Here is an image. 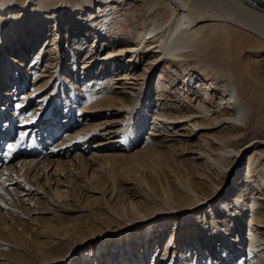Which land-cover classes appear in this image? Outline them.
Listing matches in <instances>:
<instances>
[{
	"label": "bare ground",
	"instance_id": "6f19581e",
	"mask_svg": "<svg viewBox=\"0 0 264 264\" xmlns=\"http://www.w3.org/2000/svg\"><path fill=\"white\" fill-rule=\"evenodd\" d=\"M56 9L80 11L83 18L73 14L69 30L50 31V20L40 13L57 14ZM135 14L141 15V27L130 37L124 25ZM263 51L264 0H0V136L7 138L12 118L23 114L18 135L26 133L29 146H37L40 138L48 144L63 133L50 144L57 156L63 147L77 148L72 158L39 168L34 160H19L18 169L4 167L0 181L21 178L35 188L14 192L18 211L26 215L34 208L42 211L23 207L34 197L41 207L50 209V201L72 208L66 190L44 192L46 183L52 186L48 174L39 182L52 163L55 173L75 175L76 189L105 193L108 185L113 197L111 203L103 195L86 199L81 208L90 209V225L84 215L35 217L30 222L39 227L32 230L36 234L27 233L29 239L16 232L0 238L10 252L0 264H30V255L40 256L43 264H88L106 253L116 264H124L126 254L129 264H146L149 258L128 251H141L147 236L149 243L154 221L162 230L172 227L167 251L175 244L182 248L174 262L164 257V264H264V131L258 128L264 68L259 58L245 59ZM103 113L101 124L111 127L100 135L112 137L96 146L121 150H96L86 157L79 148L102 125L81 123L70 130L71 122L92 121ZM155 167L164 170L157 182L145 177L135 188L121 187L122 179L132 180L129 173ZM231 180L230 196L220 200ZM42 189L49 200L39 201ZM33 191L31 198H19ZM8 197L0 196V205L6 198L11 205ZM218 199L226 208L211 211L210 219L206 208ZM214 214H220L218 220ZM177 227L186 230L176 243ZM137 230L142 233L135 237ZM69 240L80 247L66 251ZM71 251L70 261L62 260Z\"/></svg>",
	"mask_w": 264,
	"mask_h": 264
},
{
	"label": "rangeland",
	"instance_id": "374dc122",
	"mask_svg": "<svg viewBox=\"0 0 264 264\" xmlns=\"http://www.w3.org/2000/svg\"><path fill=\"white\" fill-rule=\"evenodd\" d=\"M56 11H59V10L56 9ZM43 12L44 13H40V15L42 14V16H44V17H46L47 19L50 20V24H49V28H48V30H50V31H53V30L56 29V31L59 32L60 31L59 29L63 30V28L69 30V28L71 26V22H72L70 20V18H71V15H73V14H75L73 16V18H75V17L83 18V15H82L83 13H81L80 11H76V12L75 11L74 12L73 11H67V10L63 11V9H62L57 14H54V13L51 14L50 11L49 12L43 11ZM133 17H134V19L132 21L129 20L127 23H125L126 25H124V27L126 26V30L124 29L125 31L123 32L125 34H129V36L131 34L132 37H133V35H135V33H136L135 31L136 30H139L140 27H141V25H140V23H141L140 22L141 15L135 14V15H133ZM127 24L130 26L129 29L127 27ZM129 30H131V31H129ZM129 36H127V37L129 38ZM246 57H248V58H245V59H248V61H250V63H252L251 61H253L254 59H258V58L261 59L260 60V65H261L262 68H264V51L261 52V53H259L258 54V57H256V58L253 55H251V54L250 55L247 54ZM53 63H56V62H53ZM58 72H59V70H58ZM152 78H153V74H152L150 80ZM30 80H31V77H28V81H30ZM43 84H44V82L41 81V83L39 82L38 86L39 85L42 86ZM26 85H27V83H26ZM45 90H46V88H45ZM42 91H43V89H42ZM75 106L76 107H74V111L76 112V115H77L79 113L80 106L78 104L75 105ZM261 109H260V114H261L262 119L260 120V123H263V125L258 126V128H259V131H264V106H262ZM38 112H39V110L33 112L34 113L33 115L36 116V118L39 116ZM70 112L72 113V109L71 108H70ZM111 114H113V113H111ZM40 115H42V113ZM106 115H107V113L106 114H104V113L103 114H100V116H98L97 118H94V120L92 118L91 119L92 121L83 120L84 122L82 121V122H76V123H74L73 122L74 120H72V122H71L72 123V126L69 129L70 130L78 129V127H79V125H81V123L82 124L84 123L85 125H87L88 123L89 124H94V125L101 124L102 121H104L102 119H104V117ZM1 117H2V115L0 113V119H1ZM109 118H111V117L109 116ZM12 119L13 120H11V122H13L15 119L16 120L18 119V122H17L16 126H14V127H16L15 128V132L17 133L18 130L21 129V128L17 127V125L18 126L19 125H24V123H23L24 122L23 114H19V115L13 117ZM37 121L40 122V120H37ZM8 122L9 121H7V123ZM184 124H186V123L185 122H181V125H184ZM101 125L102 126L99 129L93 131V133L91 134L90 137H87L86 140H88L89 142L86 143L83 148H81V147L79 148V149L82 150L81 152L83 153L84 156L89 157L93 153V151H96V150H106V149H109V150H111V152H113L114 149L115 150L116 149L117 150H121L120 148H113V145L105 146L106 148H98V146H96L99 141L100 142L102 141L104 143L105 139L112 137V136H108L107 137V136L100 135L101 134L100 132H102L101 130H103L106 127L107 128L111 127L108 124H101ZM80 127L83 128L84 126H80ZM69 129H67V130H69ZM198 132L196 131V133L194 134V136H192L194 139L198 137ZM18 134H15V136L13 137V139H12L13 140V143H16V141L19 140L20 136ZM62 134L63 133H60L56 138H54V140L50 141L48 143V146H47L48 148L42 149L41 146H40V148L42 150L39 149L40 150V153H36V154L33 151H31L30 146H29L30 145V143H29L30 138L28 140L27 137H24L25 139L23 138L21 140L20 144L15 149V152L14 151H9V149L7 148V146L4 149L2 148V151L3 152H0V154H2L1 160H0V175L2 174L4 167L13 166L14 165V168L15 169H18V165H15V164H20V161L19 160H23V159H26V160L27 159L28 160H34L33 163L37 164L38 165V168H39V166H41V165H46V162H48V161H53V160H56V161L57 160L64 161V160H67L69 158H72L74 156V149H77V148L71 149L69 146L68 147H63V150H61V152H60L61 153L60 156H57L58 155L57 154L58 150L55 149V151H54L52 149V146L50 145V144H53L54 142L58 141L59 139H62L63 138ZM34 146H36V145H34ZM100 147H103V146H100ZM5 149H7V150H5ZM7 152H8V155L5 156L4 153H7ZM1 165H2V167H1ZM148 165H150V162H148ZM145 167H147V166H145ZM38 168L36 170H38ZM242 168H240V170ZM152 169H151V171L148 170V169H146V170H148L150 172L146 171L145 168L140 169L137 172L138 175H136L134 173H129V175L132 176L131 178H132L133 181L130 180V183H129L128 180L126 181V179H122V182L120 183L121 184V187L122 188H128V189L129 188H135V187L139 186L138 182H141L142 180H145V177H146V180L145 181H148V179H150L148 181L149 183H152L151 180H154V181L157 182V179L156 178L158 176H162V173H163L164 170L163 169H160L159 167H155L154 168L155 171H152ZM143 170H145L146 172L144 171L145 172L144 173ZM45 171H44L45 172L44 174H40V177L38 178L39 179V182L43 183L45 181L44 180L45 179L44 177H46L47 176L46 174H48V176H49L48 178H50L52 180V182H51L52 183V186H50L48 183H46V185L43 186V188L45 189L44 192L50 194L52 192V187H53V189L54 188H58L61 191L66 190L65 191V194L68 195V200H70L69 203H70V206L72 208L66 209V208L63 207L62 204H60L58 202H56V204H53L50 201H48L50 203V209H49V207H47V205L45 206L44 204H43L44 206L41 207L39 205H36V204H38V200L36 199V197H34V199H33L32 202H29V203L24 202L23 207L24 208H30V210H31L33 207L36 206L37 208H39L42 211H39L38 209H35L34 208V209L31 210L30 215L21 214L18 211L16 197H15L14 192L15 191H20V189L25 190L24 188H27V187L30 190L31 189H35V188H32L31 186H29L27 184V182H25L21 178H15L13 181L6 180L5 181L6 184L4 183V181H0L1 184H3V185L5 184L3 186L4 187V190H1L0 191V196H4V195H6L7 197L9 196L8 198H10L12 200V202H13L11 205H9L8 202L10 200L6 198L5 201H7L6 202L7 204H5V206H7L8 208L6 209L5 206L0 205V238H2V237H4V238L10 237V232L13 233V235L16 232V233H19L20 234L19 237H21L23 239H25V238H28L29 239L30 236H32V235H34V234L37 233V232H32V230L34 229V227L35 226L36 227H39V225H37L35 223H32L30 221L32 219H34L35 217H39V216H43L44 218L51 217L52 219L57 220L59 218L58 215H61V216H64V217H67V216L68 217H71V216L72 217H78V216L84 215L85 218H83L82 220L85 221V225H90V220H89V217H88V214L90 215V211H89L90 209L89 208H86L87 210H83L81 208V206L85 203L86 199H89L88 198L89 196H96V197H99L100 198L102 195L104 196L103 197L104 199H109L110 198L109 190H110L111 186L110 187L108 185L106 186L107 189H108V191H106L105 193L102 191L103 189H101L100 191H98V190H92L89 187H83V188H81V189L78 190V188L76 189V187H74V177H75V175H72L71 172L69 174L67 172H57V173H55L54 172L55 171L54 163L48 165L46 167V170ZM141 171H142L143 174H141ZM148 173H152L153 175L152 174L151 175L149 174L150 175L149 176ZM30 174H31V172L29 173V175ZM123 174H124V171H123ZM135 175L138 176V177H136ZM142 175H143V177H142ZM144 175H146V176H144ZM123 176H125V174ZM147 176H149L150 178L147 177ZM152 176L153 177L155 176V178H153ZM34 177L35 178H30V180L36 179V176H34ZM134 177L137 180H135ZM151 178H153V179H151ZM83 179L84 178L78 179V181L81 182V181H83ZM138 179H140V181ZM72 181H73L72 185H69V182H72ZM30 182L33 183L34 181H30ZM54 182H56V183L54 184ZM7 183H9V184H7ZM18 185H20V186L17 187ZM232 185H233V180H231L230 182H228L226 184V186H225L226 191L223 192V196L221 198H219L220 200L223 199V198H228L230 196L229 191H230ZM88 188L92 192H87V191H89ZM8 189H12V190H8ZM123 190L129 192L127 189H123ZM220 191L221 190H219V192ZM44 192H43V189H42V191L40 190L38 192V196L40 198L39 201H45L46 199H48L47 197H45ZM33 193H35V191H33L32 194L29 195V196L21 195L19 198L20 199L21 198L22 199H24V198L29 199L32 196H34ZM112 196H114V194ZM2 198H4V197H2ZM219 199L216 200L215 202H213L212 204L208 205V207L206 209L209 210L210 212L212 211L213 213H216V212L218 213L221 210L223 211L224 208H226V206H223L224 203L221 202ZM112 200H113V197H111L110 200H108V201L111 203ZM34 202H36L35 205L32 204ZM25 205H26V207H25ZM93 206L91 208L92 209H95L96 207H93ZM101 206L104 207V208H106L105 205H101ZM54 208L57 210L56 212L53 210ZM14 210H16V211H14ZM34 210H38L39 212L38 213H35V215H32L31 213H34V212H32ZM66 210L68 212H65ZM17 212H19V213H17ZM212 212L210 214V219L214 217L212 215ZM67 213H70V214L67 215ZM1 214H2L3 217H1ZM9 214L10 215H13V217H9ZM214 215L216 216V218L218 216H220V214H214ZM218 219L219 218H217V220ZM217 220H216V222H217ZM137 222H139V221H137ZM129 224L130 223H126V225H129ZM152 224H153L152 225L153 228L150 231V234H151V238L150 239L151 240L149 241V243H147L148 238H149V236H147V238L143 240V242L141 244L142 246L141 245L138 246L139 248L142 247V250L139 251L136 254L134 253L133 250H132V252L131 251H128L129 254L130 255H131V253H132V255L134 254L133 257H135L137 255H141V256H144V258H146V259L149 258V260L146 262V264H148L149 262L150 263L154 262V263H158V264L159 263H163V262H165L163 260L164 257L167 260H169V262H172V260L174 262L175 258L177 257L176 256L177 253L180 254V252H178V249L181 250L182 248H180V247L178 248L177 244H175V245H172L171 248L168 251L165 249V247L167 246L166 245L167 242H165V240H167V236L170 233L173 232V231L171 232V230H170L172 227L170 228V227L167 226V227H165L167 229H163L162 230V228H159V224L156 221H154ZM134 225H135V223H133L132 225H129V226H130V228H132V227H134ZM139 230H137L133 234L135 237L138 236V235H140V233H142L141 231L139 232ZM185 230H186L185 227H177L175 229V231H174L175 232L174 237L176 239L175 240L176 243L178 241V238H180L179 237V234L183 233ZM28 232L29 233L31 232V235L30 236H27V233ZM87 233L85 235H87ZM245 233L246 232H244V234ZM97 236L98 235H96L95 237H97ZM112 237L113 236H108L107 238L108 239L109 238L111 239ZM154 237H156V238L154 239ZM80 238H82V237H80ZM193 239L195 240V238H193ZM92 240H93V238L91 240H89V241H92ZM112 240L114 241L115 238H113ZM69 241L67 243V246L64 247L66 251H68L70 248H73V247H78V248L80 247V246H76L77 243H76L75 240H74L75 242L72 241V240L70 242ZM105 241H101L100 243H102V242L103 243H106ZM113 241H112V243H113ZM123 241L124 240H119V244H121ZM0 242L3 243L1 240H0ZM85 242H87V241H84V243ZM181 243H184V242L183 241H180V244ZM78 244H80V243H78ZM87 244H88V242H87ZM132 244H136V243H132ZM154 244H155L156 248H154L155 250L152 251V246ZM148 245H150V246L148 247ZM64 248H62V249H64ZM8 249H9V245H3V244L0 245V262H3L4 261V263H5V262L8 261V258H9L8 256L10 255V252L8 251ZM99 249L101 251H103V250L107 249V247H103V248L100 247ZM128 252H125V253H128ZM26 253H28V252H26ZM71 253H72V251L70 253H68L67 255H65V257L62 260H64V261L66 260L67 261V259H69L68 261H70V259L72 258V257H70V255H72ZM30 257H31L30 259H32V262L30 264H43L42 263L43 260H42V258L40 256H38V255H30ZM124 257L126 258V260H128V264H129V258L127 257V254ZM155 257H157L158 259L157 260L156 259H153ZM133 259H136V258H133ZM142 259L143 258H141V260ZM62 260L60 262H62ZM126 260L125 259L123 260L124 264H126L125 263V262H127ZM116 261H118V260L117 259L114 260L113 258L110 259L109 256H108V253H106L105 255H102V256L98 257L97 261H95V262H91L90 261V263H88V264H114V263L116 264ZM10 262L12 264H17V262L14 261V260H11ZM123 262H121V263H123ZM18 264H22V263H19L18 262ZM70 264H72V262H70ZM80 264H85V263L83 262V263H80Z\"/></svg>",
	"mask_w": 264,
	"mask_h": 264
},
{
	"label": "snow or ice",
	"instance_id": "6c2138e0",
	"mask_svg": "<svg viewBox=\"0 0 264 264\" xmlns=\"http://www.w3.org/2000/svg\"><path fill=\"white\" fill-rule=\"evenodd\" d=\"M25 135H27V134L21 132L20 133V138H21L20 140H17L16 143H9V144H7V148L9 149V151H14L18 147V145L20 144L21 140L23 139V137ZM53 150L55 151V149H53ZM4 155L7 156L8 153H4Z\"/></svg>",
	"mask_w": 264,
	"mask_h": 264
}]
</instances>
